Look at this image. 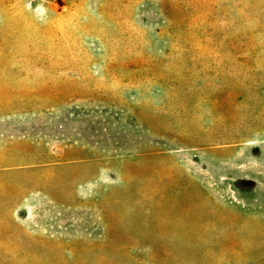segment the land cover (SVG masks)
Wrapping results in <instances>:
<instances>
[{
	"label": "rangeland",
	"instance_id": "rangeland-1",
	"mask_svg": "<svg viewBox=\"0 0 264 264\" xmlns=\"http://www.w3.org/2000/svg\"><path fill=\"white\" fill-rule=\"evenodd\" d=\"M0 264H264V0H0Z\"/></svg>",
	"mask_w": 264,
	"mask_h": 264
}]
</instances>
